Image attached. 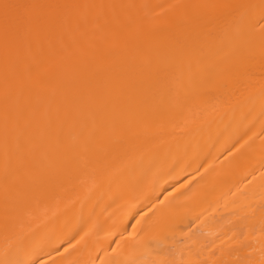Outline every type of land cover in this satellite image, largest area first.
Here are the masks:
<instances>
[{"label":"bare ground","instance_id":"obj_1","mask_svg":"<svg viewBox=\"0 0 264 264\" xmlns=\"http://www.w3.org/2000/svg\"><path fill=\"white\" fill-rule=\"evenodd\" d=\"M0 264H264V0H0Z\"/></svg>","mask_w":264,"mask_h":264}]
</instances>
